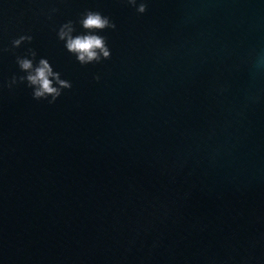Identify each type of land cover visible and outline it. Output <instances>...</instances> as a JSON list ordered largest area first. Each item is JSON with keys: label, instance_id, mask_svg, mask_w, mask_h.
<instances>
[{"label": "water", "instance_id": "1", "mask_svg": "<svg viewBox=\"0 0 264 264\" xmlns=\"http://www.w3.org/2000/svg\"><path fill=\"white\" fill-rule=\"evenodd\" d=\"M51 6V20L33 14ZM253 7L152 0L137 17L120 0H0V41L30 32L73 85L51 105L24 85L0 89V264H238L252 238L264 245ZM85 8L117 28L101 33L111 59L81 66L54 28ZM17 71L3 53L0 81ZM253 91L261 100L246 105Z\"/></svg>", "mask_w": 264, "mask_h": 264}, {"label": "clouds", "instance_id": "2", "mask_svg": "<svg viewBox=\"0 0 264 264\" xmlns=\"http://www.w3.org/2000/svg\"><path fill=\"white\" fill-rule=\"evenodd\" d=\"M52 2L53 0H49V3ZM57 2H66V0H57ZM120 2L132 9L137 17H141L149 11L152 0H120ZM233 2L254 5L255 7L252 8L251 14L248 16V32L252 34L264 33V5H259L258 0H233ZM59 11L58 7L51 6L47 9H35L33 14H42L51 20ZM0 14H2V10H0ZM190 19L191 17H187L184 22ZM116 28V22L110 15L99 9L85 8L75 19L64 20L55 26L54 30L57 41L63 42L65 50L75 58V61L81 66H87L111 59L112 50L108 37L101 33L115 31ZM3 31L4 25L0 22V32ZM32 41L33 36L30 32H23L13 37L7 45L0 41V56L7 52L13 53L18 69L17 72H13L9 77L0 81V89L7 88L11 91L19 85H24L31 90L30 95L34 100H43L51 105L73 85L70 80L62 78L61 73L53 68L47 57H38L37 50L31 47ZM22 46H24L23 53L16 54L15 50ZM247 62L254 77L264 74V49H252ZM92 78L99 82L102 76L99 73H94ZM260 100L259 91H253L246 96L245 103L246 105H256ZM134 244L135 237L128 242L129 250ZM159 244L158 238L153 239L150 251L159 247ZM258 246L262 248L260 255L255 254ZM229 260L231 261L232 258L230 257ZM262 261H264V245H261L260 240L254 237L249 241V250L240 256L238 264H261Z\"/></svg>", "mask_w": 264, "mask_h": 264}]
</instances>
